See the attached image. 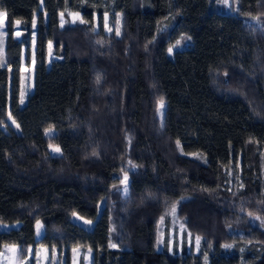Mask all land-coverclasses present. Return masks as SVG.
<instances>
[{"label":"trees","instance_id":"obj_1","mask_svg":"<svg viewBox=\"0 0 264 264\" xmlns=\"http://www.w3.org/2000/svg\"><path fill=\"white\" fill-rule=\"evenodd\" d=\"M38 4L0 0V223L17 224L0 230V249L56 248L65 264L74 247L91 250L92 264H202L203 253L206 264H264V26L246 22L264 16V0H236L235 11L212 0ZM66 11L84 22L59 26ZM99 13L120 15L118 35L92 30L88 16ZM180 36L188 44L166 54ZM32 37V90L20 106ZM6 113L16 132L2 130ZM172 203L201 236L198 254L155 249Z\"/></svg>","mask_w":264,"mask_h":264},{"label":"rangeland","instance_id":"obj_2","mask_svg":"<svg viewBox=\"0 0 264 264\" xmlns=\"http://www.w3.org/2000/svg\"><path fill=\"white\" fill-rule=\"evenodd\" d=\"M216 8L222 11H235L236 0H212ZM38 9H41V0H39ZM1 13V12H0ZM90 24L93 31H99L104 33H112L118 35L121 30V20L120 15H114L112 19L108 18L106 14H91L88 16ZM37 20V13L32 14L30 22L32 27L35 25ZM79 13L74 11H66L64 13L58 14V24L59 26H64L66 24L82 23ZM247 23H251L256 26H264V16L263 17H248L246 19ZM14 35L18 36V22L15 23ZM4 23L3 15L0 16V66L3 64V47H4ZM188 44V39L185 36H180L174 43H172L166 50V54L171 55L175 49H180ZM172 49L169 52V49ZM33 37L30 47V60L27 64L24 63V54H22V62L20 65V75H19V86H18V96L19 105L24 103L25 97L31 92L33 84ZM54 58L50 50V44L47 46L46 53V65L49 61ZM157 116H161V107H157ZM3 131L12 133L18 130L17 125L13 123V120L6 113L5 119L1 124ZM52 129L44 130V134H51ZM56 146H48L47 151L49 155H58L59 151H54ZM127 188V176L122 174L120 176V181L116 189L117 194H124ZM175 209V211H173ZM70 220L78 225L90 227L92 221L84 219L76 214L70 216ZM17 224H7L0 223V230H7L10 227H15ZM35 238H39L42 232V226L39 221L34 224ZM112 232H115L113 227ZM165 243L167 249L172 254L185 252H193L198 254L201 250V236L189 231L184 225L182 219L177 216L176 213V203H172L167 206L162 215L158 218L155 228V249L159 250ZM110 247H115V242L110 239ZM20 254H23L20 256ZM202 264L207 263L206 255L203 253L200 257ZM0 264H65V258L63 251L58 252L56 248H46L42 246H37L34 248L25 247L21 252H18L13 245H5L0 249ZM68 264H92V254L91 250L87 248L74 247L70 250Z\"/></svg>","mask_w":264,"mask_h":264},{"label":"snow or ice","instance_id":"obj_3","mask_svg":"<svg viewBox=\"0 0 264 264\" xmlns=\"http://www.w3.org/2000/svg\"><path fill=\"white\" fill-rule=\"evenodd\" d=\"M2 15H3V14L0 13V16H2ZM171 51H172V49L170 48V49H169V52H171ZM160 107L163 108V102H162V101H161ZM13 123H15V121H13ZM53 150H54V151H59L58 148H54ZM173 211H175V209H173Z\"/></svg>","mask_w":264,"mask_h":264}]
</instances>
